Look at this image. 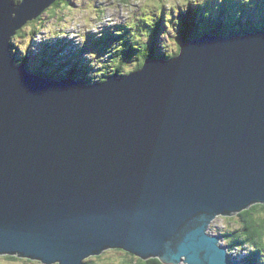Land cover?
<instances>
[{"label":"water","instance_id":"water-1","mask_svg":"<svg viewBox=\"0 0 264 264\" xmlns=\"http://www.w3.org/2000/svg\"><path fill=\"white\" fill-rule=\"evenodd\" d=\"M56 1L0 0V254L237 264L207 231L264 204V28L182 41L125 76L56 80L11 49Z\"/></svg>","mask_w":264,"mask_h":264},{"label":"rangeland","instance_id":"rangeland-1","mask_svg":"<svg viewBox=\"0 0 264 264\" xmlns=\"http://www.w3.org/2000/svg\"><path fill=\"white\" fill-rule=\"evenodd\" d=\"M60 1L59 6L53 8V12L49 11L36 20L28 22L20 31L22 33L18 32L13 37L14 46L17 48L15 52L20 57L25 55L27 64L33 66V64H37L40 53L46 51L47 56L53 60L50 63L43 62V66L48 69H55L62 74L64 66L69 65L64 63L72 61L83 65L86 64L88 65L87 69L90 71L87 76L94 79H99V75L103 71H109L107 65L111 61L109 58H111L113 50L122 47V39L113 30L117 28L116 32H120L128 27L126 36L130 37L134 32L140 34L142 31L149 30L150 24L160 19L161 26L158 29L155 43L156 51L166 50L168 53H173L179 49L177 46L179 44L177 29L183 27L182 18H186L182 16L193 11L199 2V0H191L189 2L188 0L187 2H184V0ZM210 1L211 7L213 5V7L218 8L226 0ZM234 1L236 3L235 6L241 8V6L248 5L250 0ZM255 1L257 3L261 2L260 0ZM252 10L254 11V9ZM189 21H193V18L189 17ZM260 21L262 19H251V22L254 23ZM137 23L141 24L142 30L135 29ZM139 37L144 40L145 36L140 35ZM103 41L109 44L110 50H101ZM136 54L132 53L125 59L122 70L126 72L127 69L133 70L136 67L139 61ZM41 60L43 61V58ZM103 60L105 61L102 64ZM231 217L225 215L217 216L212 220L207 232L213 235H221L223 232H229V229H235V227H238V224H236L237 217L235 216L233 220H230L229 218ZM224 242L226 243L221 237L220 244ZM251 250L250 247L245 246L234 249L232 255L237 257L232 258H244L248 256ZM124 252L127 251L108 249L102 253L101 258L92 259H94L95 264L119 263L125 259ZM248 257L250 260L251 256ZM263 262L264 257L261 260L259 259L257 264H264ZM0 264L44 263L39 260H26L22 257L14 259L6 255H0ZM179 264L188 263L181 262Z\"/></svg>","mask_w":264,"mask_h":264},{"label":"trees","instance_id":"trees-1","mask_svg":"<svg viewBox=\"0 0 264 264\" xmlns=\"http://www.w3.org/2000/svg\"><path fill=\"white\" fill-rule=\"evenodd\" d=\"M21 1V0H18ZM125 1V0H123ZM191 1V0H188ZM60 0H57L51 8H48V11H54L53 8L56 6H59ZM229 3V4H228ZM250 4L261 6V3H257L255 0H250ZM226 4V5H225ZM234 4V3H233ZM232 2L229 0H226L224 3L220 5V7L216 8L213 7V9L206 10L201 7H197L192 12H188L185 16L186 18H182L183 21V29L179 30L177 32L178 38L182 39H195L199 36V32H211L215 34H231L234 32L243 33L246 31L255 30L257 28L264 27V20L262 19V22H251L250 20L246 23H241L240 20H236L238 23L236 24H224L223 20L221 19V16L224 15L226 12L228 13V17L224 19L227 22L233 21L234 17L237 14L240 15L242 11H246L245 6H241L239 8L238 6H233ZM255 5V6H256ZM211 15L214 16V18H211ZM189 17L193 18V21H189ZM137 26L140 27L139 24ZM161 26L160 19H157L153 24H150V28L147 31H144L140 33V35H144L147 40H142L138 38V35L135 33L134 40H131V36H126L127 30L124 31L122 35L119 36V38L122 39V46L123 48L118 50L115 55H112L113 62H109L107 65V69L109 68V71H111L108 74H104V72L99 75V79L103 80L107 77V75H110L114 71H117L120 73V75H124L125 70L122 71V66L125 62V59L131 55L132 53H137V59L138 64L135 67V69H139L142 67L145 59L147 57H153L158 56V54L154 51V45L156 43V38L158 36V29ZM21 31V30H20ZM19 33H22L20 32ZM141 38V37H140ZM14 44V42H13ZM107 43L103 42L102 45L105 46ZM14 49H17L14 46ZM13 51V55H15L18 63H25L27 68H29L30 71L39 73L46 77H51L55 79H66V78H76L80 80H88L92 81L94 80L93 77H88L89 70L83 65L78 64L77 62L69 61L70 68L68 66H64V72L63 74L61 72L56 71L55 69H48L46 66H43V62L50 63L52 58L48 57L46 54V51L41 52L39 55V63L33 64V66H29L27 64V61H25L26 56H19L17 53ZM106 49L108 50L109 47H101V50ZM110 50V49H109ZM156 50V49H155ZM114 51V50H113ZM161 57H174L176 52L168 53L165 50L160 51ZM43 58V61L41 58ZM47 60V61H44ZM42 61V62H41ZM76 61V60H75ZM237 217V223L238 227H235V229H229V232H223L222 235L224 236V241H226V244L230 246V251L232 249H235L236 247H250L252 250L253 256H258V252L260 250L264 251V204L263 203H256L250 206L248 209H245L235 215ZM235 216H232L229 218L230 220H233ZM239 220V221H238ZM239 222V223H238ZM117 251H122V249H117ZM125 259L122 260L119 263L114 264H164L159 258H150L147 260L141 259L137 257L134 254H131L129 252H124ZM10 258H19L15 255H10ZM92 258H101V255L99 256H93L87 258L85 260V264H95L94 259ZM30 260V259H28ZM103 264V263H101ZM107 264V263H106Z\"/></svg>","mask_w":264,"mask_h":264},{"label":"clouds","instance_id":"clouds-1","mask_svg":"<svg viewBox=\"0 0 264 264\" xmlns=\"http://www.w3.org/2000/svg\"><path fill=\"white\" fill-rule=\"evenodd\" d=\"M251 21V19H248V21ZM183 29V27H181L180 28V30H182ZM21 30V29H20ZM19 30V31H20ZM18 31V32H19ZM251 31H253V30H251ZM17 32V33H18ZM246 32H248V31H246ZM236 33H238V32H234V33H231V34H236ZM244 33V32H243ZM221 35H227V34H221ZM195 39H197V37L195 38ZM195 39H192V40H195ZM147 40V39H146ZM178 40V50L176 51V54H175V56L174 57H176L180 52H181V42H182V39L180 40V39H177ZM12 42H13V38H12V40H11ZM184 41V40H183ZM64 44V43H63ZM156 49V46L154 45V50ZM14 51H15V49H14ZM166 51V50H165ZM159 53H161L160 51H159ZM15 56V55H14ZM174 57H170V58H166V57H161L162 59H172V58H174ZM150 58V56L149 57H147L146 59H145V61L147 60V59H149ZM15 59H16V57H15ZM39 60V59H38ZM102 62H104V60L102 61ZM145 63V62H144ZM20 64V63H19ZM21 64H23V63H21ZM78 64H81V63H78ZM138 64V63H137ZM24 65L26 66V64L24 63ZM66 66H68L69 68H70V65H66ZM84 66L87 68L88 67V65H86V64H84ZM137 66V65H136ZM143 66V65H142ZM26 68H27V66H26ZM141 68V67H140ZM139 68V69H140ZM136 70H138V69H133V70H131V69H127L126 70V74H124V75H120V73L118 72V75L119 76H125V75H127V74H130V73H132V72H134V71H136ZM28 71H30L29 69H28ZM30 72H32V71H30ZM32 73H34V72H32ZM38 74V73H37ZM113 74V73H112ZM112 74H110V75H112ZM39 75H41V74H39ZM110 75H107V77L106 78H108ZM41 76H43V75H41ZM43 77H46V76H43ZM46 78H51V77H46ZM105 78V79H106ZM54 79V78H53ZM66 79H74V80H79V81H86V82H95V81H103V80H105V79H103V80H100V79H94V80H92V81H88V80H80V79H76V78H66ZM66 79H64V80H66ZM108 249H121V248H108ZM108 249H105L102 253H104L106 250H108ZM123 251H126V250H124V249H122ZM128 252V251H127ZM102 253L100 254V255H102ZM130 253V252H129ZM0 255H6L7 257H9L10 255H12V254H0ZM135 255V254H134ZM16 256V255H15ZM93 256H99V255H90L89 257H93ZM137 256V255H136ZM18 257H20V256H18ZM89 257H87V258H89ZM10 258V257H9ZM22 258H24V259H26V260H28V259H30V260H37V259H32V258H26V257H22ZM87 258H85L84 259V262H85V260H87ZM40 261V260H39ZM42 262V261H41ZM44 263V262H43ZM116 263H118V262H116ZM45 264V263H44ZM53 264H59V263H53Z\"/></svg>","mask_w":264,"mask_h":264},{"label":"bare ground","instance_id":"bare-ground-1","mask_svg":"<svg viewBox=\"0 0 264 264\" xmlns=\"http://www.w3.org/2000/svg\"><path fill=\"white\" fill-rule=\"evenodd\" d=\"M201 8H202V7H201ZM110 46H111V45H110ZM77 51H78V50H77ZM28 69H29V68H28ZM251 254H252V253H251ZM235 261H240V260H236V259H235ZM253 264H256V262H255V261H253Z\"/></svg>","mask_w":264,"mask_h":264},{"label":"snow or ice","instance_id":"snow-or-ice-1","mask_svg":"<svg viewBox=\"0 0 264 264\" xmlns=\"http://www.w3.org/2000/svg\"><path fill=\"white\" fill-rule=\"evenodd\" d=\"M184 2H187V0H184Z\"/></svg>","mask_w":264,"mask_h":264}]
</instances>
